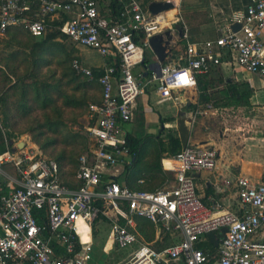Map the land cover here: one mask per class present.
<instances>
[{
  "label": "built area",
  "instance_id": "obj_1",
  "mask_svg": "<svg viewBox=\"0 0 264 264\" xmlns=\"http://www.w3.org/2000/svg\"><path fill=\"white\" fill-rule=\"evenodd\" d=\"M98 3L0 0V41L18 26L44 38L48 17L68 15L60 28L65 37L114 61L98 79L102 100L88 107L83 128L93 143L79 158L76 188L62 182L59 164L37 144L6 141L0 153V264H92L93 226L101 218L110 220L117 249H134L118 264H264V179L240 177L236 211L214 213L199 196L195 177L217 168L214 147L189 145L162 158V170L174 173L170 187L139 191L115 180L103 182L106 171H116L131 158L124 127L133 121L136 103L149 85L157 88L160 103L183 105L188 101L185 91L197 87L198 76L224 63L264 77V0H251L246 12L233 19L241 25L238 32L229 26L214 41L189 44L184 53L167 58L160 74L154 71L148 82L134 70L144 64L150 39L172 29L175 17L153 15L131 0L117 20L107 21ZM72 69L94 79V70L79 59ZM183 72L195 83L175 86ZM136 217L150 221L159 234L173 232L181 238L154 248L133 230ZM223 229L227 232L216 247L208 236ZM87 232L91 239L84 241Z\"/></svg>",
  "mask_w": 264,
  "mask_h": 264
},
{
  "label": "crops",
  "instance_id": "obj_2",
  "mask_svg": "<svg viewBox=\"0 0 264 264\" xmlns=\"http://www.w3.org/2000/svg\"><path fill=\"white\" fill-rule=\"evenodd\" d=\"M130 1L131 0H129V3ZM136 1L139 2L144 8L149 9V5L151 3L160 2L163 0ZM164 1H170L174 3V7L178 6L176 0ZM250 1L251 0H220L219 4V1L217 0L212 3V11L210 12H212L211 15L214 16L216 19V29L209 34L205 33V30L202 29L199 34L195 36L190 34L188 29L184 30L183 28H179L180 25L177 24L178 13H176V22L173 26L176 28V30L174 28H168L166 30H170L173 33L171 51L167 58L173 56V50H176L175 52H177L178 54H182L186 51V48L189 44H202L206 41H214L225 35L228 27H232V25H234L232 23L233 19H237L241 13L246 12ZM119 2L121 3L123 2V0H119ZM127 2L128 0L126 1V3ZM129 3L125 4L124 7L117 13V11L113 7V0H99L98 8L100 16L101 18L107 21H115L118 19L120 13L125 9V7ZM69 18L70 17L68 15L48 17L47 22L48 26L50 27V30L49 33H46V36L44 38H34L30 35V33L23 29L14 28L10 30L11 32H19L17 41H19L20 44L23 43L21 44V51H18V53H20V56L29 55L31 52V48H26L24 45L25 43L29 42L31 43V45L40 43L41 41L45 40L50 33H53V31L58 30L65 23V21L69 20ZM179 30H182L183 32L182 36H180ZM12 35L13 34H9V32H7V35L1 41H3L4 39L13 40ZM182 41H185L186 43L183 49L179 45V43ZM53 42L58 44L59 46H62L61 37L54 39ZM70 42L80 50V53L78 54V57L80 58L76 59L81 60V62H83L86 66L92 68L94 71H102L103 73L104 67L114 62L111 58H102L101 63H88V61H86V57L92 54L93 51L84 47H78L72 41ZM146 51H148V56L151 61L150 64L147 67H145L144 65L138 66V70H141L138 73H135L136 69L138 68L136 67L134 73L137 77L142 76L141 79L148 82V79L151 78L152 73L154 72L151 68V65L157 62V57L152 52L151 48H148ZM12 64L25 65L26 63ZM215 69H217V71L220 73V78L224 79L223 82L227 80L229 82L232 81L234 83L239 84H249L253 90V95L250 99V104L254 106L255 109L264 110V77L257 74H251L242 69L241 67L226 63L222 64L218 68H214L213 70ZM213 70L207 75H210ZM209 78L212 83H215L213 81L215 79H211L212 76ZM95 92H97L95 98L96 100L98 99L97 102H100L102 100L101 87L97 88ZM185 94V96L188 95V104L186 103L188 109L189 107H192L193 105L197 104V101L199 99L197 87L186 90ZM160 99L161 95L158 93L157 88L154 85H149L146 88V92L142 96H140L136 103L133 121L124 127L127 136L131 135L134 138L138 139H144L148 136L155 137L158 136L159 133H161V130H171L172 128H174V126L171 125L172 121H175L174 123H176L175 126L177 127L178 115H180L182 111L181 108L185 104L176 105L173 101H166L160 103ZM161 105L165 106L161 109L158 108V106ZM188 111L189 112L186 113L187 117L192 118L193 110L189 109ZM216 114V110H205V113H202L199 118H194L193 122L191 123L192 134L190 137L189 145H205L209 147H214L219 153L218 165L214 171H203L195 175L199 196L202 198L203 202L212 209L214 213L218 214L224 211H236V209L238 208L237 180L240 177H247L256 182H260L264 179V123H262L261 125L257 123L245 125L237 124L228 127L224 124V121L222 123V120L219 119ZM172 118L176 119L174 120ZM167 121H169V123ZM215 123H217L218 125H216ZM164 125L165 127L163 128ZM141 127L143 133L137 134L140 133L139 130ZM131 159L132 158H125L124 162H122V165H120V167H118L116 171H106L103 174V182L115 180L125 186L130 187L129 184H127L129 177L127 178L128 173L126 172V165L130 164ZM164 174L165 176L168 175V177H171V183L168 187L172 186L174 184L175 178L174 173L164 172ZM74 182L75 184H77L75 180ZM138 183L139 185H142V187L148 185L143 180H139ZM137 218L138 217L135 218L136 227L133 230L139 236L141 241L145 242V240L138 234ZM99 221L103 223H100L97 226V230L94 231L93 226V243L95 257H100L101 259L104 258L106 260H109V257L112 256L114 252L113 250L116 246L113 242V239L110 237V220L108 218H101ZM106 226H110L109 234L105 242L102 244V242L100 241L101 230L106 229ZM154 228L155 235L157 237L156 243H159L161 245L160 247L168 246L166 244V240L169 237L177 236L176 240L172 244L176 243L181 238L180 235H178L177 233L172 235L171 233L173 232L167 234L161 232V234H159V230L155 226ZM90 239L91 236L88 232L83 234L84 241H89ZM110 242H112L111 249H109ZM92 264H97V261L94 259Z\"/></svg>",
  "mask_w": 264,
  "mask_h": 264
},
{
  "label": "trees",
  "instance_id": "obj_3",
  "mask_svg": "<svg viewBox=\"0 0 264 264\" xmlns=\"http://www.w3.org/2000/svg\"><path fill=\"white\" fill-rule=\"evenodd\" d=\"M126 1L127 0H123V2L120 3L119 0H113V7L117 13L125 4L129 3V0L127 3ZM15 28L25 30L21 26ZM60 28L50 33L47 38L40 43L34 45H31L29 42L25 43L24 45L26 48H31L29 55L20 56L18 52L12 53L6 60L7 63H4L5 66L0 67V72L6 75L5 82L7 83V87L1 89L3 92H0V106L4 108V114L7 116L12 106H15V110L24 118H28L36 112H42L46 117V121L50 123V130H55V133L60 131V126L63 124L60 122L59 118L62 116L65 109L82 111L88 107V102L94 99L93 95H90L89 92L90 90H97V88L100 87L98 79L102 75V71H94L93 80L77 75L72 69V64L70 65L69 63L70 59H72V55L70 54L65 55V59L57 63L60 68L59 75L57 71L50 70L53 63L47 56H56L54 52L56 44H54L53 47L50 43L58 37L65 36ZM10 30L8 32L9 34H13V40L20 44V42L17 41L19 32H11ZM137 42H139V40H137ZM31 58H33L32 61H30ZM150 62L148 51H146L143 65L147 67ZM12 63L26 64L16 65ZM8 69L10 72L7 71ZM21 69H23V73H20ZM44 69H47L46 72L49 74L48 78L43 76ZM13 78H15V80H12ZM211 83L212 81H210L209 75L198 76V105L210 103L212 98L217 95H219V97L216 98H221L222 100V107L229 105H250L253 90L249 84H239L226 80L224 82V89L221 91H213L215 93H212ZM4 86L1 88H4ZM13 97H15L16 100L11 103ZM59 104H61V106H59ZM193 108L196 109L197 106ZM193 108L189 107V109ZM56 116L57 118L53 119ZM167 122L169 123V121ZM44 129L43 124L37 125L31 129L30 133L38 131V134L34 135V140L45 154L53 157L59 164L62 182L71 188H76L77 184L74 182V177L79 165V159L76 158L77 150H79L77 146L82 145L86 147L88 151L93 143L90 136L87 132V138L79 135L74 136L73 140L67 141L63 149L58 151V145L61 141L57 138L53 139L49 137L48 131ZM160 132L158 136H148L144 139L134 138L131 135L127 136L132 159L130 164L126 165V172L128 173L127 178L129 177L127 184H129L131 189L139 191H156L162 188L167 182V176H165L161 169V159L164 155H177L183 150V147L178 135H174L170 131V134L167 136L168 143H165L166 140H164L161 135L164 131L161 130ZM43 138L44 140H42ZM79 140L81 141L79 142ZM6 141L3 131L0 128V153L6 150ZM67 167L72 168L71 181H69L68 177L70 174L66 171ZM139 180H143L148 185L142 187V185L138 183ZM137 222V231L140 237L148 243L154 241L155 228L153 224L145 218H137Z\"/></svg>",
  "mask_w": 264,
  "mask_h": 264
},
{
  "label": "rangeland",
  "instance_id": "obj_4",
  "mask_svg": "<svg viewBox=\"0 0 264 264\" xmlns=\"http://www.w3.org/2000/svg\"><path fill=\"white\" fill-rule=\"evenodd\" d=\"M171 1H174V0H171ZM176 1L178 3V6L174 7V9H171V11L169 10V12H173L174 16L176 13H178L177 14L178 15L177 24L180 25L179 28L181 29L183 28L184 30L188 29L189 33L195 36L198 35L202 29L205 30V33H208V34L216 29V24H215L216 19L214 16L211 15L212 12L210 11H212V3H214L217 0H176ZM218 1L220 4V0ZM169 12L167 11V13ZM174 16L172 18H174ZM173 28L176 30L175 27ZM49 30H50V27H48V33H49ZM61 38H62V42H61L62 46H59L58 44L54 42H51L53 44L50 43V45H52L53 47H54V44H56L54 47L55 51L53 50L56 56L54 55L47 56L53 63L52 66L50 67V70L57 71L58 75L60 74V68L57 63H60V61L65 59V55H69V54L72 55V59H70L69 61L70 65L73 63L74 59L80 58L78 57L79 56L78 54L80 53L79 48H76L65 36H61ZM179 45L183 49L186 43L185 41H182L179 43ZM21 48H22L21 44H18L13 40L4 39L3 41H1L0 42V66H5L4 63H7L6 60L9 58V56L12 53L21 51L20 50ZM175 51L176 50H173L172 52V55H173L171 56L172 59L180 55ZM32 60L33 58L30 59V61ZM86 61H88V63H101L102 57L97 52H94L86 57ZM138 69L139 67L136 69L135 73H138L141 71ZM7 71L10 72L9 69ZM46 71L47 69H44L43 76L48 78L49 74ZM20 73H23V69H21ZM211 76H212L211 79H215L213 80L215 83H211L212 85L211 89H213L211 92L215 93L213 91H221L222 89H224L225 87V84L223 82L224 79L220 78L221 75L217 71V69L213 70V72L209 75V77ZM215 77H218V78H215ZM5 80H6V75L0 72V92H3L1 89H5L7 87V83L5 82ZM12 80H15V78H13ZM2 86H4V88H1ZM89 93L90 95H93L94 99H91L88 102V107L90 103H95V102L97 103L98 101V99L96 100L95 98L96 97L95 95L97 94V92H95V89L90 90ZM216 97H219V95L214 96L212 98V101L208 103L209 105H213L211 108L208 107V104L198 105V101H197V104L192 106V108L195 106H197V108L192 109L193 115L191 119L194 120V118H199L202 113H205V110H208V111L216 110V113H217L216 116L222 120V123L224 121V124L228 127L234 126L237 124L245 125V124H253V123L256 124L257 123L261 125L262 123H264V110L255 109L254 106H252L251 104L248 106L229 105L226 107H222L221 98H216ZM14 100H16L15 97L11 99V103H13ZM187 104L182 106L181 108L182 111L180 115H178V118L179 116H182L183 114L189 112ZM59 106H61V104H59ZM164 106L165 105H161V106H158V108L161 109ZM14 107L15 106L11 107V109L8 111V114L6 116L4 114V108L0 106V128L3 131V134L6 140L13 144H16L18 142H21V143L31 142V144L32 143L37 144L36 141L34 140V135H37L38 131H33L32 133L30 132L32 128H34L37 125H41V124L44 125V128H45L44 130L48 131L47 133L49 137L53 139L57 138L61 141V143L58 145V151L63 149L67 141L73 140L74 136L79 135L85 138L88 137L86 130L83 128L84 126L87 125L86 116L88 112V107H86L82 111L65 109L64 112L62 113V116L59 118L60 122L63 124L60 126V131L58 133H55V130H52V129L50 130L49 128L50 123L46 121V117L44 113L36 112L30 117L24 118L19 115V113L17 112V110H15ZM56 118L57 116L54 117L53 119H56ZM172 119L175 120L176 118H172ZM174 122L175 121H172V124H171L172 126H174V128H172L171 130H164L163 134H161L163 136V139L166 140L165 143H168L167 136L170 134V131L172 134L179 136L178 130L176 129L177 127L175 126L176 123ZM215 124L218 125L217 123ZM139 132L140 133H137V134L143 133L142 127L140 128ZM42 140H44V138ZM80 141L81 140H79V142ZM77 148H79V150H77L76 158L79 159L80 155L85 153L87 150H86V147L82 145L77 146ZM69 149H70V146H69ZM45 155L50 159H54L48 154H45ZM165 156L166 155H164V157ZM66 171L70 174L68 177H69V181H71L72 180V177H71L72 168L67 167ZM170 183H171V177L170 176L168 177L167 175V182L160 189L168 187ZM100 223H103V222L98 220L97 222L94 223V231L97 230V226ZM109 228L110 226H108L106 229L101 230L100 241L102 242V244L105 242L109 234ZM176 237L177 236L169 237L166 240V244L171 245L176 240ZM156 241H157V237L155 235L154 241L150 243L148 242L146 243L152 245L154 248H157V249L161 248L160 247L161 245L156 243ZM111 243L112 242H110L109 244V249H111ZM133 250L134 249H131V248L118 250L117 247L115 246L113 250L114 252L112 256L109 257V260H106L104 258L101 259L100 257L96 258L95 252L93 254V257L97 261V264H118V263H121L127 260L130 254L133 252Z\"/></svg>",
  "mask_w": 264,
  "mask_h": 264
},
{
  "label": "water",
  "instance_id": "obj_5",
  "mask_svg": "<svg viewBox=\"0 0 264 264\" xmlns=\"http://www.w3.org/2000/svg\"><path fill=\"white\" fill-rule=\"evenodd\" d=\"M174 3L170 1H160V2H153L149 5V11L153 15H158L164 12H167L174 8ZM241 28L239 23L232 25L231 29L233 32H238ZM180 36L183 35L182 30H179ZM173 41V33L172 31L168 30L162 34H158L152 37L149 41L150 48L152 52L157 57V62L151 65L153 71L160 74L161 65L167 59L170 51H171V42ZM193 120L190 117H187L186 113L180 116L177 120V130L179 133L180 140L182 142L183 149H186L189 146V141L191 137V123ZM165 125L163 126V128ZM23 147V145H20ZM227 229H223L219 234H210L209 240L215 244L216 247L219 246L221 239L224 238Z\"/></svg>",
  "mask_w": 264,
  "mask_h": 264
},
{
  "label": "clouds",
  "instance_id": "obj_6",
  "mask_svg": "<svg viewBox=\"0 0 264 264\" xmlns=\"http://www.w3.org/2000/svg\"><path fill=\"white\" fill-rule=\"evenodd\" d=\"M185 75L187 76V78H188V80H189V83H187V84H185V83L181 80V77H182V76H185ZM190 83H191V84H194L195 81L189 79L187 72H183V73L177 75V77H176V85H175V86H186V85H188V84H190Z\"/></svg>",
  "mask_w": 264,
  "mask_h": 264
},
{
  "label": "snow or ice",
  "instance_id": "obj_7",
  "mask_svg": "<svg viewBox=\"0 0 264 264\" xmlns=\"http://www.w3.org/2000/svg\"><path fill=\"white\" fill-rule=\"evenodd\" d=\"M181 80H182L185 84L189 83V80H188V78H187L186 75H185V76H182V77H181Z\"/></svg>",
  "mask_w": 264,
  "mask_h": 264
},
{
  "label": "bare ground",
  "instance_id": "obj_8",
  "mask_svg": "<svg viewBox=\"0 0 264 264\" xmlns=\"http://www.w3.org/2000/svg\"><path fill=\"white\" fill-rule=\"evenodd\" d=\"M171 16V17H170ZM174 16V14L172 13V12H169V13H166L165 14V17L167 18V19H170V18H172ZM175 17V16H174Z\"/></svg>",
  "mask_w": 264,
  "mask_h": 264
}]
</instances>
